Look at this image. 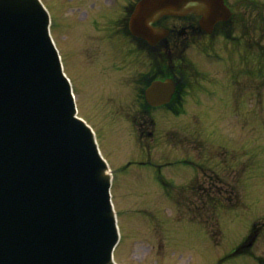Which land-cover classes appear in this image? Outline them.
Returning a JSON list of instances; mask_svg holds the SVG:
<instances>
[{"label":"rangeland","instance_id":"374dc122","mask_svg":"<svg viewBox=\"0 0 264 264\" xmlns=\"http://www.w3.org/2000/svg\"><path fill=\"white\" fill-rule=\"evenodd\" d=\"M45 1L80 114L94 125L114 175L123 232L116 259L123 264H259L256 258L264 257V51L231 41L226 45L225 40L221 47L219 37L207 47L206 37H201L189 46L186 61L205 85L206 101L189 100L182 117L153 109L155 123L142 122L128 117L129 109L139 111L135 83L126 90L120 87L115 65L104 54L109 53L106 39L117 43L114 49L119 52L127 43L125 49L149 69L153 61L147 46L139 51L130 36L121 42L111 29L100 31L110 25L111 14L98 18L102 24L90 23L89 33L75 31L72 20L82 10L74 0ZM183 19L170 17L166 22L178 30L190 24L191 17ZM239 28L235 34L242 32ZM214 53L220 58L208 60ZM81 56L85 62L94 61V68L82 67ZM123 77L126 80L127 74ZM143 140L147 142L139 146ZM174 159L183 162L161 165ZM190 159L204 166L185 163ZM164 180L170 184L164 185ZM254 227L258 231L248 258L233 255Z\"/></svg>","mask_w":264,"mask_h":264},{"label":"water","instance_id":"95a60500","mask_svg":"<svg viewBox=\"0 0 264 264\" xmlns=\"http://www.w3.org/2000/svg\"><path fill=\"white\" fill-rule=\"evenodd\" d=\"M201 7L184 6L190 2ZM223 0H142L131 21L149 40L165 13L223 16ZM226 13V11H225ZM38 0H0V264H114L109 177Z\"/></svg>","mask_w":264,"mask_h":264}]
</instances>
